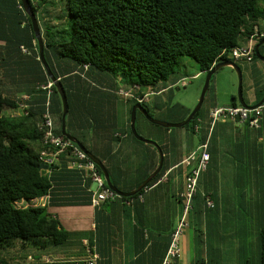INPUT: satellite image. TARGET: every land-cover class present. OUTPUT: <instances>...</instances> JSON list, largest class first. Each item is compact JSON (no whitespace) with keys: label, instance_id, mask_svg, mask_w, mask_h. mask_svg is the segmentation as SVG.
<instances>
[{"label":"crops","instance_id":"1","mask_svg":"<svg viewBox=\"0 0 264 264\" xmlns=\"http://www.w3.org/2000/svg\"><path fill=\"white\" fill-rule=\"evenodd\" d=\"M259 24L264 25V19ZM19 26L14 34L0 24V33L6 38L0 39V93L15 100L28 95L29 110L38 119L48 96L38 85L49 78L34 56L36 40L25 33L23 24ZM23 38L31 42L32 55L20 52ZM50 63L69 95L66 130L102 161L113 184L122 191L134 190L159 161L152 144L129 134L134 95L143 93V103L150 112L157 111L159 120L179 122L187 108L170 103L172 86L179 79L159 82L154 91L139 90L137 86L124 87L118 77L96 70L88 69L86 79L74 63L52 54ZM259 69L261 75L248 84L249 105L264 84V66ZM120 90L130 95L124 96ZM228 94V103L213 101L205 107L202 125L195 131L197 139L190 127H164L136 112L138 133L157 142L163 153L161 174L138 193L125 198L118 195L93 207L87 189H95L94 183L82 182L63 165L54 170L48 200L43 197L38 201H47L48 211L56 215L70 237L60 245L37 247L42 248L40 257L50 260L46 264H89L92 253L97 254L95 264H161L181 214L178 194L190 167L184 159L205 140L209 161L198 188L201 194L211 196L215 209L204 210L201 197L195 196L188 225L180 236L181 253L170 264H241V256L250 249L257 255L260 243L250 230V222L256 219L245 208L264 207V118L259 129L230 120L208 123L212 106L230 105L234 93L229 90ZM50 102L55 128L61 104L52 90ZM23 112L17 106L5 115L21 116Z\"/></svg>","mask_w":264,"mask_h":264},{"label":"trees","instance_id":"2","mask_svg":"<svg viewBox=\"0 0 264 264\" xmlns=\"http://www.w3.org/2000/svg\"><path fill=\"white\" fill-rule=\"evenodd\" d=\"M29 2L39 23L45 58L52 72L50 54L74 63L79 67L77 71L79 75L86 79L85 72L88 69L96 70L118 77L124 87L137 86L139 90L154 91L159 82L167 81L183 56L195 61L198 69L205 74L220 61H233L234 59L229 56L230 49L243 45L240 43L242 40L247 43L254 33V28L261 27L259 22L264 19V0H29ZM0 24L7 26L10 33L14 31V34L19 31L17 30L19 25L23 24L25 33L29 32L30 38L36 40L20 0H0ZM262 38L264 35L258 37L254 45ZM0 39L6 38L0 33ZM22 42L24 43L19 45L20 52L23 53L20 48L23 46L29 52L23 55H32L31 42L26 38H23ZM36 49L33 53L40 63ZM259 51L264 55V44L259 47ZM253 59H257L254 51ZM60 80L65 89L62 79ZM52 92L61 104L54 85ZM65 93L69 113V95L66 89ZM263 94L264 84L255 92L252 105L256 104ZM129 95L130 93L124 96ZM139 96L143 97L144 94L140 93ZM134 97L135 100L132 102L142 104L151 114L143 101L138 102V95ZM231 99V106L240 105L235 94ZM242 99L246 103L243 95ZM16 100L0 93V264H11L2 259L1 251L15 241L28 242L39 247L47 244L60 245L70 237V232L61 225L56 215L48 211L46 205L30 204L32 200L49 193L52 180L45 170L37 169L40 163L38 150L41 132L37 129L36 123L40 118L33 117L29 108L28 112H23L21 116L9 117L2 113L4 109L19 106ZM190 111L187 108L182 120ZM202 113L201 105L185 126L190 127L193 132L199 130L200 124L202 125ZM60 114L61 112L54 128L56 133H61ZM263 118L264 115L261 122ZM242 124L249 126L247 123ZM195 125L198 126L196 130ZM129 134L134 137L130 130ZM203 171L198 175L197 192L193 200L195 196H199L203 201L204 210L215 209L211 196L213 206L210 207L206 205L204 198L208 193L199 192V181ZM161 172L162 170L148 184ZM25 201L28 205L23 204ZM179 201L181 203L180 197ZM245 210L256 219V222H250L252 227L250 230L256 229L260 243L255 264H264V207Z\"/></svg>","mask_w":264,"mask_h":264},{"label":"built area","instance_id":"3","mask_svg":"<svg viewBox=\"0 0 264 264\" xmlns=\"http://www.w3.org/2000/svg\"><path fill=\"white\" fill-rule=\"evenodd\" d=\"M261 30V31H260ZM264 35V25L261 27L256 26L254 33L248 39V42L234 46L229 51V56L233 59H245L252 61V54L254 51L255 40ZM23 53L29 54L27 48L20 46ZM181 80V79H180ZM182 82L184 79L181 80ZM185 85V83L183 82ZM52 81L48 80L47 83H42L38 87L46 90L47 97L43 102L42 112L40 119L36 123L37 129L41 132L40 148L38 150V160L40 163L47 165L45 169L47 176L52 180L54 170L60 169L63 165L70 170L82 182L94 183L95 189L88 188L89 202L91 206L95 207L100 205L106 200L115 199L118 194L112 191L105 184L103 175L98 166L92 161L87 154L82 151L75 143L67 139L61 133L54 131L53 119L51 117V104L50 93L52 90ZM119 93L128 95L129 92L120 90ZM145 96L137 97L138 102H142ZM28 95L18 99L17 104L27 113L28 104L26 100ZM264 115V102L256 107L248 108L244 106H231V105H215L209 109L210 123L213 125L218 120H231L238 123H247L250 127L259 128L261 119ZM198 128L195 125V130ZM208 141L205 140L193 150L185 159L184 162L190 166L185 174L184 186L179 194L181 198V214L174 231L170 236V242L166 250L165 256L161 264H170L173 258H176L181 253L180 236L184 228L188 225V215L192 209V200L197 192V178L201 171L207 168L209 161V153L207 151ZM43 197L49 198L48 193L32 200L31 205H45L47 203L38 201ZM207 206H213V201L209 194L204 196ZM97 254L92 253V257L88 261L89 264H95Z\"/></svg>","mask_w":264,"mask_h":264},{"label":"rangeland","instance_id":"4","mask_svg":"<svg viewBox=\"0 0 264 264\" xmlns=\"http://www.w3.org/2000/svg\"><path fill=\"white\" fill-rule=\"evenodd\" d=\"M240 43L245 44L243 40L240 41ZM233 61L238 65L241 70L242 95L243 98L247 102H249L247 98L248 84L251 82L252 79H255L261 75L258 70H260V65L264 66V61H260L259 59L246 61L242 58L238 60L234 59ZM253 64H255L257 66L256 68H258L255 71L253 70ZM174 69L175 72L169 78L179 80H177V83L172 86L170 103L171 105H176V103H180L186 108L192 110L195 107L200 96L201 90L203 88L205 73L198 69V66L195 61L186 56L180 58L179 63L175 66ZM196 73L198 74V76H196ZM180 79H184L183 82L185 83V85ZM237 84V73L234 68L227 65L219 68L211 76L209 82V89L206 91L205 99L202 104V110H204L205 107L213 101L218 102L220 104L228 103L230 98L228 94L229 90L233 91V93L238 97ZM8 111L9 108L4 109L2 113L5 115L8 113ZM153 111L154 112H152L151 110V114L154 118H157V111L155 109ZM198 135L199 134L196 132L193 134V137L197 139ZM92 188H95V185H92ZM23 204L28 205V202L25 201L23 202ZM241 211H243L242 208ZM252 230L258 236V232H256V229L253 228ZM253 237L254 235L252 234L250 239H252ZM39 251H42V248H37L31 243H21L20 241H15L13 244H11L10 247L2 249L1 257L3 260L11 264H46L47 262H50L49 259L45 260V256L40 257ZM228 258H230V256H228ZM256 258L257 255L254 253V251L250 249V252L247 251L243 256H241L240 262L241 264H255Z\"/></svg>","mask_w":264,"mask_h":264},{"label":"water","instance_id":"5","mask_svg":"<svg viewBox=\"0 0 264 264\" xmlns=\"http://www.w3.org/2000/svg\"><path fill=\"white\" fill-rule=\"evenodd\" d=\"M21 4L25 10L26 15L29 18L30 24L32 26V30H33V35L34 38L36 39L37 42V50H38V58L41 62V64L43 65L44 70L46 71L48 78L50 81H52L56 91L59 94L60 97V101H61V116H60V120H61V125H60V132L62 135H64L67 139H69L70 141H72L73 143H75L82 151H84L87 156L94 161V163L98 166V168L100 169L103 178L105 180V184L107 185V187H109L112 191H114L116 194L122 196V197H127V196H131L135 193H137L138 191H140L141 189L145 188L148 183L159 173V171L161 170L162 167V161H163V153L161 150V147L157 144V142H155L154 140L145 138L141 135L138 134L137 129H136V112L139 111L142 113V115L150 122L154 123V124H158L164 127H179V126H184L185 124H187L195 115L196 111H198V109L201 107L204 96L206 91L209 88V82L211 79V76L213 75L214 72H216L219 68L223 67V66H231L232 68L235 69L236 73H237V80H238V100L241 106L244 107H248V108H253L256 106L261 105L264 102V94L261 97V99L253 105H249L247 103H245L242 99V76H241V70L238 67V65L231 60L228 61H220L216 64H214L205 74V80H204V85L203 88L201 90L200 96L198 98V101L195 105V107L190 111V113L181 121L179 122H167V121H162L159 119L154 118L151 114H149V112L147 111V109L140 103H135L132 108H131V112H130V131L133 134V136L139 140L142 141L144 143H148V144H152L158 151L159 154V161H158V165L157 167L134 189L131 191H122L120 190L115 184H113V182L110 179V175L108 173V170L106 169V167L104 166V164L102 163V161L97 158L95 155H93L75 136L71 135L67 130H66V115L68 112V101H67V96L65 93V89L62 85V82L59 80V78H57L46 58H45V54H44V41L40 32V27H39V23L38 20L36 18V15L31 7V4L29 2V0H20ZM264 44V38H262L261 40H259L255 45H254V55L256 56L257 59L264 61V55L262 53H260L259 51V47ZM47 168V165L39 163L37 165V169L38 170H45Z\"/></svg>","mask_w":264,"mask_h":264}]
</instances>
